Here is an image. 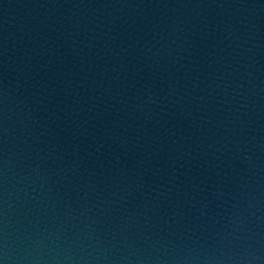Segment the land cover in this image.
<instances>
[{
  "label": "water",
  "instance_id": "1",
  "mask_svg": "<svg viewBox=\"0 0 264 264\" xmlns=\"http://www.w3.org/2000/svg\"><path fill=\"white\" fill-rule=\"evenodd\" d=\"M0 264H264V0H0Z\"/></svg>",
  "mask_w": 264,
  "mask_h": 264
}]
</instances>
